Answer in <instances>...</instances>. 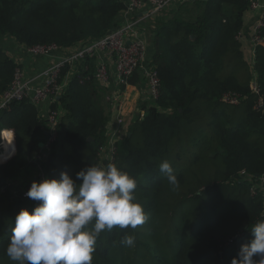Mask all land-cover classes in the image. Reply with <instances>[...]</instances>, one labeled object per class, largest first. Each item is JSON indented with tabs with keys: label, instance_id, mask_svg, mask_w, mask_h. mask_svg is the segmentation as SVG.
Here are the masks:
<instances>
[{
	"label": "trees",
	"instance_id": "trees-1",
	"mask_svg": "<svg viewBox=\"0 0 264 264\" xmlns=\"http://www.w3.org/2000/svg\"><path fill=\"white\" fill-rule=\"evenodd\" d=\"M251 1L196 0V10L187 12L195 20L182 15L181 2L155 19L151 60L160 94L139 107L144 116H135L115 140L112 159L136 179L147 220L136 229L104 230L92 264H231L252 239L251 227L264 219V182L250 192L264 175V44L255 47L252 61L245 58L239 37ZM127 2L0 0V96L20 66L8 39L20 47L71 49L111 31ZM260 33L264 38V26ZM96 65L95 56L84 55L61 68L59 82L71 76L47 104L49 112L61 113L56 138L44 151L47 119L36 104L24 98L0 109V129H11L15 139L14 153L0 161V264H14L5 250L17 213L38 203L25 195L31 182L67 171L81 183L76 173L99 164L116 87L97 82ZM139 76L136 71L128 82ZM225 94L237 95V102L223 101ZM164 160L177 187L160 172ZM125 235L135 236L134 247L122 243Z\"/></svg>",
	"mask_w": 264,
	"mask_h": 264
},
{
	"label": "clouds",
	"instance_id": "clouds-1",
	"mask_svg": "<svg viewBox=\"0 0 264 264\" xmlns=\"http://www.w3.org/2000/svg\"><path fill=\"white\" fill-rule=\"evenodd\" d=\"M160 172L173 187L178 180L170 162ZM33 180L26 196L38 202L21 208L11 227L6 255L14 264H92L98 237L114 227L136 229L147 220L137 198L136 179L114 163L89 165L76 173ZM252 239L241 245L231 264H264V219L251 227ZM122 243L134 247L135 236Z\"/></svg>",
	"mask_w": 264,
	"mask_h": 264
},
{
	"label": "built area",
	"instance_id": "built-area-1",
	"mask_svg": "<svg viewBox=\"0 0 264 264\" xmlns=\"http://www.w3.org/2000/svg\"><path fill=\"white\" fill-rule=\"evenodd\" d=\"M176 0H128L125 9L119 15L121 22L118 23L105 36L76 46L71 49L61 48L55 44L35 45L31 47H19L24 56L33 60L49 57L50 62L35 71L27 73L19 59L14 62L19 67L15 69L13 79L9 87L0 96V109L6 107L10 102L28 98L36 104L41 115L43 113L47 119L45 143L42 144V150L49 148L50 144L56 138V123L60 111L49 112L43 108L48 107L63 92L71 73H68L63 81L59 82L61 68L66 63H72L81 59L84 55L95 56L97 65L95 77L97 82L104 87H116L111 94L113 108L119 110V99L122 95V85L125 86L128 79L137 71L140 77L146 82L148 89V98L156 100L160 94V78L156 66L147 55V44L142 33L141 26L148 19H154L161 13L167 11V8ZM145 3L148 8L141 13L136 14V10L142 8ZM256 12V20L249 30V42L253 49L257 45L264 44V38L261 36V28L264 26V2L252 0L248 7ZM242 34L239 38H241ZM56 54H59L56 57ZM251 89L258 93V88L253 80ZM223 101L231 103L237 102V95L225 94ZM125 121L121 115H116L114 119L109 120L107 124V143L99 148L97 152L99 164L97 166H106L113 159L115 152V140L119 139L124 132ZM9 140V129H0V161L7 159L13 154L12 145L8 148L4 146V140ZM264 175L256 180L250 192L255 194L257 189L262 186ZM26 194V193H25Z\"/></svg>",
	"mask_w": 264,
	"mask_h": 264
},
{
	"label": "crops",
	"instance_id": "crops-1",
	"mask_svg": "<svg viewBox=\"0 0 264 264\" xmlns=\"http://www.w3.org/2000/svg\"><path fill=\"white\" fill-rule=\"evenodd\" d=\"M126 1L127 0H125V2ZM182 1H188V0H177L176 2L172 4V6L175 5V3L176 4L179 2L181 3ZM260 1L264 2V0H260ZM147 8H148V4L145 3V5L142 8H139L136 10V14H140L142 11L146 10ZM169 12L165 11L161 13L160 15L152 19V21L154 22L156 18L162 17L166 13H169ZM255 18H256V12H254L253 10L248 9L247 11L244 12V15H243L244 29L242 31L243 35L241 36V38H239L242 49H243L244 56L249 61H252L254 54H253L252 46L249 42L248 34H249L250 28L255 22ZM143 24H142L143 27L141 26V30H142V33L145 35ZM148 41L146 42V44L147 43L149 44V46L147 45V55H148V58L150 59L151 57H153L154 49H153L152 42H150L151 40L148 39ZM58 55L59 54H56V57ZM14 57H16L15 59H19V61L21 62V65L23 64L27 73L35 71L36 69L43 67L44 65L50 62L49 57H43V58L33 60L27 56H24L22 52H19L18 56H14ZM147 95H148V89H147L146 82L140 76L138 77V81L136 84H130L129 82H127V84L122 89V95H121V98L119 99V110L117 111L113 108V110L111 111L109 120L112 121L116 115H121L125 121V125H126L125 128H128L129 124L135 119L134 117L139 115V112H137V109L146 102V100L148 99ZM43 110H45V108H43Z\"/></svg>",
	"mask_w": 264,
	"mask_h": 264
},
{
	"label": "rangeland",
	"instance_id": "rangeland-1",
	"mask_svg": "<svg viewBox=\"0 0 264 264\" xmlns=\"http://www.w3.org/2000/svg\"><path fill=\"white\" fill-rule=\"evenodd\" d=\"M196 0H188V1H182V7H183V11H182V15L183 16H186L187 18L191 19V20H195V18L193 17V14H190L188 15L187 12H190L192 10H196V7L195 5H193L192 3L195 2ZM198 1V0H197ZM201 1V0H200ZM180 3V2H179ZM176 4V3H175ZM175 6V5H173ZM172 5H170L168 8H167V11L169 12L170 9L172 10L174 7ZM143 13H140L139 15L142 16ZM157 20V19H156ZM155 20V21H156ZM153 23V24H152ZM144 30H145V35H144V38L146 40V42L148 41V39H150L152 41V37H153V33H154V29H155V22H153L152 20H147L146 22H144ZM143 27V26H142ZM147 37V39H146ZM150 41V42H151ZM7 42L9 43L8 44V51L9 53L11 54V57L12 59L15 60L16 57L14 56H18L19 52H20V49H19V45L18 44H15L13 40H10L8 39ZM149 43V41H148ZM147 43V45L149 46V44ZM152 59V58H151ZM109 98V97H108ZM149 101H153L151 99H147L146 102H149ZM45 111H46V106H45ZM137 112H141L140 113V119L144 116V110H141L140 108L137 109ZM126 125H124V131H126L127 128H125ZM9 129V128H7ZM9 135H10V138L13 142V145H12V150H13V153L15 151V139H14V135H13V132L11 129H9ZM191 147H189L188 149H191ZM192 159V157H184V161L186 162H190ZM203 190V188H201ZM26 195V194H25Z\"/></svg>",
	"mask_w": 264,
	"mask_h": 264
},
{
	"label": "bare ground",
	"instance_id": "bare-ground-1",
	"mask_svg": "<svg viewBox=\"0 0 264 264\" xmlns=\"http://www.w3.org/2000/svg\"><path fill=\"white\" fill-rule=\"evenodd\" d=\"M8 145H12L11 143L7 142L6 140H4V146L5 148H8Z\"/></svg>",
	"mask_w": 264,
	"mask_h": 264
}]
</instances>
